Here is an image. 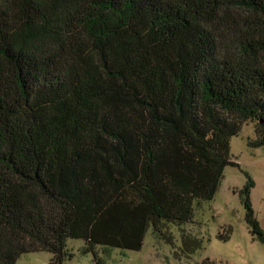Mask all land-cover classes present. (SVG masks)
Segmentation results:
<instances>
[{"label": "trees", "instance_id": "obj_1", "mask_svg": "<svg viewBox=\"0 0 264 264\" xmlns=\"http://www.w3.org/2000/svg\"><path fill=\"white\" fill-rule=\"evenodd\" d=\"M252 121L264 147V0H0V264L192 223Z\"/></svg>", "mask_w": 264, "mask_h": 264}, {"label": "rangeland", "instance_id": "obj_2", "mask_svg": "<svg viewBox=\"0 0 264 264\" xmlns=\"http://www.w3.org/2000/svg\"><path fill=\"white\" fill-rule=\"evenodd\" d=\"M254 123L243 124L230 139V159L240 169L224 168L213 198L194 204L192 223L181 226L164 223L159 234L149 227L139 251L92 245L89 252L83 253L87 248L82 240L67 239L66 249L71 257L62 264H199L206 257L213 264H264V243L250 233L236 193L245 182L242 172L245 171L254 182L250 201L254 217L264 232V147L252 148L247 144L255 137ZM229 228V237L223 240L220 236ZM181 233L201 241L200 248L190 257H185L181 249ZM50 258L48 252H30L20 255L15 264H49Z\"/></svg>", "mask_w": 264, "mask_h": 264}]
</instances>
